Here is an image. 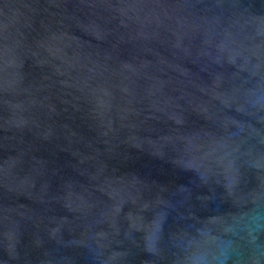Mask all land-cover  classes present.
I'll return each instance as SVG.
<instances>
[{"label": "water", "instance_id": "1", "mask_svg": "<svg viewBox=\"0 0 264 264\" xmlns=\"http://www.w3.org/2000/svg\"><path fill=\"white\" fill-rule=\"evenodd\" d=\"M0 264H264V0H0Z\"/></svg>", "mask_w": 264, "mask_h": 264}]
</instances>
